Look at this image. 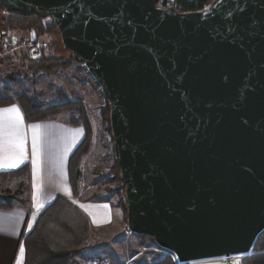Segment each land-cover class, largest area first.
I'll return each instance as SVG.
<instances>
[{
  "label": "water",
  "instance_id": "obj_1",
  "mask_svg": "<svg viewBox=\"0 0 264 264\" xmlns=\"http://www.w3.org/2000/svg\"><path fill=\"white\" fill-rule=\"evenodd\" d=\"M49 15L110 107L126 229L179 262L244 256L264 231V0H0Z\"/></svg>",
  "mask_w": 264,
  "mask_h": 264
},
{
  "label": "rangeland",
  "instance_id": "obj_2",
  "mask_svg": "<svg viewBox=\"0 0 264 264\" xmlns=\"http://www.w3.org/2000/svg\"><path fill=\"white\" fill-rule=\"evenodd\" d=\"M3 15L0 11V19ZM45 21H50V18ZM56 33L57 29L41 35L33 31L15 30L5 35L3 39L8 38L12 45L8 48L3 46L0 51V90L8 94L24 93L38 102H61L63 99L57 94L61 89L69 97L82 100L88 110L87 118L91 127L90 149L86 154H89L88 160L80 163V177L83 176V179L79 191L83 197L108 200L112 223L95 229L90 240H86L84 247L75 253L71 264H89L93 258H107L117 264L150 263L164 254L158 250L150 236L134 234L126 229L121 212L122 191L115 190L116 188L107 182L113 160L112 141L101 124V108L105 104V98L96 81L83 65L77 62H73L69 67L59 65L55 69L40 73H34L33 66L29 65L39 60L43 54L61 57L63 59L60 63L66 62L69 53L60 44ZM27 41H38L43 45L41 56L37 60H29L25 56L23 44ZM115 182L110 181L111 184ZM18 190L21 192L17 193ZM8 194L21 196L24 200L28 194V179L1 177L0 198ZM12 202H17L16 197L12 198ZM118 215L120 217L117 218ZM242 257L234 256L230 262L241 264ZM226 259L219 257L185 264H226Z\"/></svg>",
  "mask_w": 264,
  "mask_h": 264
},
{
  "label": "trees",
  "instance_id": "obj_3",
  "mask_svg": "<svg viewBox=\"0 0 264 264\" xmlns=\"http://www.w3.org/2000/svg\"><path fill=\"white\" fill-rule=\"evenodd\" d=\"M212 0H174L173 4L178 10L193 11L200 10L209 4ZM0 19V51L3 48L4 37L7 33L15 30L33 31L37 35L51 32L56 26L49 15L41 13H31L21 15L16 13L4 12ZM50 18V21H45ZM57 36L61 39L57 30ZM61 47V46H60ZM69 56L66 62L55 55H42L41 58L30 66H33L34 73L47 72L57 68V66L69 67L74 64ZM26 56V55H25ZM27 57V56H26ZM32 68V67H31ZM57 94L62 97L61 102H38L24 93L8 94L0 90V106H6L11 103H17L22 110L26 122H37L44 120L57 119L64 116V121L71 126H82L85 129V136L81 143L75 148L69 157L68 173L71 187L75 195L80 190V163L83 157L90 149V124L87 118L88 110L85 103L77 98L69 97L63 90L59 89ZM101 124L111 136L110 128V107L105 99V104L101 108ZM112 141V136H111ZM112 164L109 169L107 182L110 186L120 189L123 194L121 200L122 213L126 222L127 209L124 198L125 185L120 178V169L114 160L112 148ZM28 164L21 167L0 172V178H27ZM110 181H116L110 183ZM110 190V189H109ZM113 191V190H112ZM18 190L17 193H20ZM16 195L8 194L0 198V207H13L12 198ZM90 236V221L85 213L70 200L55 196L52 201L38 215L33 227L23 235L22 245L24 248L23 264H71L74 255L82 249L86 240ZM241 264H264V231L257 237L251 253L244 255ZM147 264H175L173 259L168 255H161L156 260Z\"/></svg>",
  "mask_w": 264,
  "mask_h": 264
},
{
  "label": "crops",
  "instance_id": "obj_4",
  "mask_svg": "<svg viewBox=\"0 0 264 264\" xmlns=\"http://www.w3.org/2000/svg\"><path fill=\"white\" fill-rule=\"evenodd\" d=\"M12 105L19 107L17 103H11L0 108ZM19 109L23 116L20 107ZM32 125H39V128L33 129ZM22 129L24 133L22 162L14 168L0 166V172L15 170L23 164H28V194L24 200L20 198L21 196H17V202L13 203V207H0V264L24 263V251H20L23 235L33 227L38 215L55 196L70 200L85 213L90 221L89 240L95 229L112 223L108 200L83 197L81 191L75 195L70 184L69 157L83 140L85 129L82 126L67 124L64 116L37 122H26L23 116ZM34 133L38 137V167L35 170L33 167ZM14 139L13 131L0 127V165L3 163L2 157L11 152L10 141ZM88 155L83 158L82 163L88 160ZM82 179L83 176L80 177V188H82Z\"/></svg>",
  "mask_w": 264,
  "mask_h": 264
},
{
  "label": "snow or ice",
  "instance_id": "obj_5",
  "mask_svg": "<svg viewBox=\"0 0 264 264\" xmlns=\"http://www.w3.org/2000/svg\"><path fill=\"white\" fill-rule=\"evenodd\" d=\"M23 116L17 105H12L6 108H0V127L7 128L14 132L15 139L10 141L11 152L6 153L2 157V167L14 168L22 162L24 155V133L22 129ZM33 129H38L39 125H32ZM33 167L34 170L38 167V137L34 133L33 137ZM23 252V246L20 247Z\"/></svg>",
  "mask_w": 264,
  "mask_h": 264
},
{
  "label": "built area",
  "instance_id": "obj_6",
  "mask_svg": "<svg viewBox=\"0 0 264 264\" xmlns=\"http://www.w3.org/2000/svg\"><path fill=\"white\" fill-rule=\"evenodd\" d=\"M174 0H166V4L168 6H174L173 4ZM176 8V7H175ZM12 45V41L7 39H4L3 41V46L4 48H8L9 46ZM24 46V50H25V54L27 56V58L29 60H37L42 53V49H43V45L38 42V41H31V42H26L23 44ZM164 255H168L169 257H171L173 259V261L175 262V264H182L181 262L178 261L177 256L168 250H160ZM234 257V256H233ZM233 257H229L230 261L233 259ZM225 259V258H224ZM89 264H117L115 262H112L111 260L107 259V258H93L90 260Z\"/></svg>",
  "mask_w": 264,
  "mask_h": 264
},
{
  "label": "bare ground",
  "instance_id": "obj_7",
  "mask_svg": "<svg viewBox=\"0 0 264 264\" xmlns=\"http://www.w3.org/2000/svg\"><path fill=\"white\" fill-rule=\"evenodd\" d=\"M158 250H164V249H158ZM228 259H229V257H228ZM198 261V260H197ZM189 262H193V261H189ZM189 262H184V263H189ZM183 264V263H182Z\"/></svg>",
  "mask_w": 264,
  "mask_h": 264
}]
</instances>
